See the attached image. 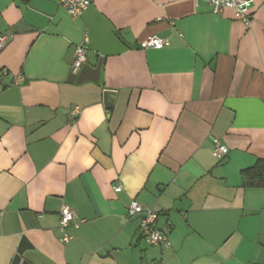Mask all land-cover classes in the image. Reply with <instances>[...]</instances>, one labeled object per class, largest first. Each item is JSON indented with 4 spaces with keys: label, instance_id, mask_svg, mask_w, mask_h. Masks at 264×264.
<instances>
[{
    "label": "crops",
    "instance_id": "1",
    "mask_svg": "<svg viewBox=\"0 0 264 264\" xmlns=\"http://www.w3.org/2000/svg\"><path fill=\"white\" fill-rule=\"evenodd\" d=\"M0 34V264H264V187L241 174L264 160V0L250 24L205 0H92L80 18L0 0ZM152 35L170 45L141 48ZM132 200L170 246L139 238ZM64 206L86 220L68 243Z\"/></svg>",
    "mask_w": 264,
    "mask_h": 264
},
{
    "label": "built area",
    "instance_id": "2",
    "mask_svg": "<svg viewBox=\"0 0 264 264\" xmlns=\"http://www.w3.org/2000/svg\"><path fill=\"white\" fill-rule=\"evenodd\" d=\"M212 7L214 14H222L226 10H231L234 13L235 19H238L246 24H250V15L253 6V0H205ZM60 5L73 18H80L86 10L92 5V0H59ZM8 42V36L0 34V51L5 49ZM89 38L84 36L83 41L75 46L72 71L76 73L87 62V48ZM170 45L168 38L157 35L149 36L140 47L143 49H163ZM19 80L22 78H18ZM229 149L218 139H213L212 155L222 160L228 155ZM114 190L120 192L121 185L115 186ZM127 218H138V234L149 246H170V232H165L157 227L159 214L153 210L143 207L136 200H132L127 212ZM86 222L85 219H79L76 212L68 206H64L60 210V227L62 233V242L68 243L71 236L67 232L69 226L73 225L79 228Z\"/></svg>",
    "mask_w": 264,
    "mask_h": 264
},
{
    "label": "trees",
    "instance_id": "3",
    "mask_svg": "<svg viewBox=\"0 0 264 264\" xmlns=\"http://www.w3.org/2000/svg\"><path fill=\"white\" fill-rule=\"evenodd\" d=\"M241 174L245 187H264V160H258L254 166L244 169Z\"/></svg>",
    "mask_w": 264,
    "mask_h": 264
},
{
    "label": "water",
    "instance_id": "4",
    "mask_svg": "<svg viewBox=\"0 0 264 264\" xmlns=\"http://www.w3.org/2000/svg\"><path fill=\"white\" fill-rule=\"evenodd\" d=\"M103 96L106 109H112L116 100L117 92L114 90H105Z\"/></svg>",
    "mask_w": 264,
    "mask_h": 264
}]
</instances>
